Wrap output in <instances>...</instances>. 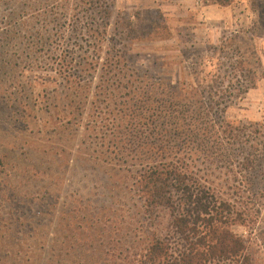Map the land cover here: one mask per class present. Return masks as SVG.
<instances>
[{"label":"rangeland","instance_id":"1","mask_svg":"<svg viewBox=\"0 0 264 264\" xmlns=\"http://www.w3.org/2000/svg\"><path fill=\"white\" fill-rule=\"evenodd\" d=\"M20 4L0 0V44L7 43ZM115 7L100 65L87 73L83 59L93 58L95 42L85 31L60 32L41 12L15 17L22 24L3 47L4 61L16 71L0 69V255L7 264L16 254L32 264H146L144 230L170 236L180 248L178 235L166 230L167 216L159 214L155 224L142 220L136 191L142 161L158 144L150 131L154 120L141 117L180 90L196 95L187 109L213 107L210 123L233 130L223 140L232 143L226 156L203 155L192 145L193 172L239 219L231 230L247 248L238 264H264V0L226 7L186 0L177 13ZM158 11L172 36L134 41L128 52L116 46L127 53L119 58L111 39H120L117 14L149 23ZM37 33L47 42L35 41ZM65 51L74 53L70 86L58 72ZM108 60L114 63L109 75ZM253 77L256 88L247 90ZM10 93L15 105L8 104Z\"/></svg>","mask_w":264,"mask_h":264},{"label":"trees","instance_id":"2","mask_svg":"<svg viewBox=\"0 0 264 264\" xmlns=\"http://www.w3.org/2000/svg\"><path fill=\"white\" fill-rule=\"evenodd\" d=\"M15 1H19V3L22 1V4L17 7L19 10L13 14L14 18L10 23L13 30L8 31V37L4 39L7 43L16 39L14 28L22 24L16 23L15 17L30 11L41 12L53 18V24L60 32L70 29L79 35L80 30L85 31L92 43H95L91 46L94 48L93 58L90 60L85 55L83 59V72L94 71L99 67V57L102 52L101 42L107 38L116 8V0ZM216 2L226 7L230 6L233 0H216ZM154 15L156 17L149 23H145L140 17H138L139 22L137 23L132 21L126 12H119L115 24V35H119L120 39L114 41V37H111L114 42L112 43L113 51L116 50L114 47L122 46L128 52L130 50V47H127L128 44L143 38L171 37L172 32L165 23L163 14L158 11ZM141 24L142 26H140ZM32 38L38 43L47 42L40 33ZM6 44L4 45V42L0 44V59H3L0 60V69L3 67L4 70L13 74L16 71L13 63L4 61ZM75 44L77 45V43ZM124 54L127 55L126 52H121L120 56L117 54L114 56L122 58ZM73 55V52L65 51L59 55L58 59V72L69 86L73 84L70 79V71L74 63ZM118 65L119 63L115 64V66ZM238 65H243L242 61H239ZM104 69L110 70L107 74L109 75L114 71V63L108 60ZM160 87L162 88L163 85ZM252 88H256V78L254 77L247 84V90ZM0 93L5 92L1 90ZM10 94L8 104L15 105L14 95ZM239 96H241L240 93L234 94V99ZM170 98L169 101L157 100L153 110L149 112L150 115L147 116L146 113L141 117V120L144 121L150 118L154 120L150 131L158 144L154 143L157 147H151L153 152L151 151V155H146L147 157H144L142 161L144 169L136 183V191L142 203L140 211L142 220L147 219L155 224L159 214L167 216L168 227L166 230L178 235L181 245L180 248L175 249L171 245L170 236H163L151 231L146 234L144 230L145 262L146 264H224L229 261L238 264L239 260L244 258L247 248L245 242L236 237L231 230V226L239 219H234V213H231L230 206L226 207L227 205L218 200L211 190H209L210 194L206 188L200 186L191 163L193 155L197 153L206 155L219 152L225 156L230 154L232 143L223 140L230 137L233 130L230 125L224 122L220 128L210 123L213 107L204 110L205 112L201 109H187L186 105L193 101L196 95L176 90ZM211 98L212 102H218L213 95ZM17 100L19 101V99ZM0 101L3 103L1 99ZM23 107L25 110L28 108ZM222 112L224 111L221 110L220 113ZM237 131L240 132L239 128H234V141L237 139ZM173 140H177L178 143L174 145ZM195 144L197 153L192 148V145ZM157 225H159V221ZM17 257L18 254L14 256L16 262L12 264H32L30 260L24 261V259L18 262ZM0 264H7L5 256L0 255Z\"/></svg>","mask_w":264,"mask_h":264},{"label":"crops","instance_id":"3","mask_svg":"<svg viewBox=\"0 0 264 264\" xmlns=\"http://www.w3.org/2000/svg\"><path fill=\"white\" fill-rule=\"evenodd\" d=\"M186 0H116L119 8L130 12L132 10H151L162 8L163 10L173 9L180 10L181 3ZM174 13H177L176 11ZM174 16H177L175 14Z\"/></svg>","mask_w":264,"mask_h":264}]
</instances>
